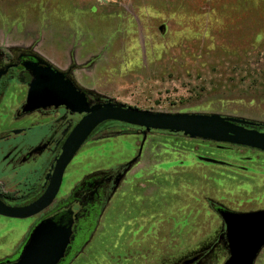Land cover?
<instances>
[{
  "label": "rangeland",
  "instance_id": "rangeland-1",
  "mask_svg": "<svg viewBox=\"0 0 264 264\" xmlns=\"http://www.w3.org/2000/svg\"><path fill=\"white\" fill-rule=\"evenodd\" d=\"M19 53L73 67L93 103L264 125L262 0H0V69ZM19 77L23 83L14 73L0 81V135L18 132L10 140L0 136V191L14 197L42 187L60 148L29 162L10 160L46 140L61 114L17 117L28 89L26 76ZM134 130L97 131L44 212L27 220L0 217V262L16 255L35 223L76 186L107 176L93 234L68 264H183L195 256V264H223L225 226L212 205L264 210V153ZM255 264H264V249Z\"/></svg>",
  "mask_w": 264,
  "mask_h": 264
},
{
  "label": "water",
  "instance_id": "water-1",
  "mask_svg": "<svg viewBox=\"0 0 264 264\" xmlns=\"http://www.w3.org/2000/svg\"><path fill=\"white\" fill-rule=\"evenodd\" d=\"M21 66L30 77V82L20 116L39 110L64 108L70 115L81 118L64 140L59 155L54 158L50 172L45 176L43 193L24 206L9 205L0 198L2 218L27 220L48 209L60 191L66 168L92 133L104 123L123 124L147 133L180 134L191 140L227 144L264 153V132L254 129L260 125L258 123L217 114L150 113L115 103L92 105L65 74L46 62L35 58L24 61ZM199 160L223 165L210 158ZM216 214L225 226L229 251V257L223 264H255L264 249V210L238 213L217 208ZM70 241V222L64 224L54 217L45 218L32 229L17 258L0 264H61ZM196 260L197 257L184 264H192Z\"/></svg>",
  "mask_w": 264,
  "mask_h": 264
},
{
  "label": "flooded vegetation",
  "instance_id": "flooded-vegetation-1",
  "mask_svg": "<svg viewBox=\"0 0 264 264\" xmlns=\"http://www.w3.org/2000/svg\"><path fill=\"white\" fill-rule=\"evenodd\" d=\"M35 58L39 59V60H42V61L46 62L47 64H49L50 66H52L45 59H42V58L37 57L35 55L19 53L17 55V57L15 59V62L13 64L6 65L5 67L0 69V81H1V79L3 77H6V76L10 75L11 73L12 74L14 73V76H16V78H18L20 83H23L24 81L19 76L20 75H25L26 78L28 79V83L27 84H29L30 77L24 71V69L21 66V64L24 61H26V60H34ZM72 69H74V68L72 67ZM63 74H65L69 78V76L66 73H63ZM80 91H82V90H80ZM82 92L84 93V91H82ZM85 95H86V97L88 99V102H90V104H92V105L98 104V103H105V102L93 103L91 101V97L89 96V94H85ZM21 108H22V106L20 107V109ZM20 109H19V112H20ZM39 111L40 112H47L49 114L56 113V112H61V114H59L58 117H56L55 119H53L51 121V123H50L51 126H52L51 132L48 135L47 139L44 140L43 142H41V144L39 143V145H37V147L31 149L29 152H26V154H23V155L21 153L16 155L18 150H16V151L14 150L15 154H13V156H11V158L13 157V159L10 158V160H12L13 163L15 161L17 163H23V162L29 161L30 159H33V157H35V156H41V155L45 154L46 152H48L50 150L49 148H52V146H54L56 148V147H58L60 145V148H61L64 140L66 139V137L70 133L71 129L75 126V124L81 118V116H77V115L72 116V115H70L67 111L64 110V108H59V109L51 108V109L39 110ZM39 111H36V112H39ZM19 112L17 113V117H21L19 115ZM33 113H35V112H33ZM22 116H25V115H22ZM108 126H110V125H108ZM119 126H127V125L119 124ZM127 127H130V126H127ZM131 128H133V127H131ZM135 129H137V128H135ZM99 130H97V131H99ZM97 131H94L92 133V135L89 137V139ZM15 135H16L15 131L10 130L9 133H7L6 135L5 134L3 135V133H2L0 136L4 140H9V139H12L13 136H15ZM43 147H44L43 151L40 152V150ZM60 148H59V152H60ZM52 165H53V163H52ZM52 165L50 166L49 171L45 174V176L50 172V169H51ZM45 176L43 178V185L39 189V191H41V194L43 193V191L45 189ZM109 189H110V181H109V178L107 176L101 178L97 182H94L92 180H87L85 182H82L81 184L76 186V188L73 190L71 196H69V198H67V200H65V202L55 206V208H53V210H51V212H49L46 216H44L39 221H37L35 223V225L31 228V230L29 231V233L27 234V236L25 238L27 239L29 237L30 232L32 231V229L41 220H43L45 218L54 217L56 220H61L62 223H64V224H68L70 222V226H71V241H70V244L67 247L66 256H65L64 260L61 263V264H68L73 259V257L79 253V251L82 249V247L91 238V235L93 234V231H94V229L96 227V222H97V219H98V217L100 215L104 199H105ZM0 195L3 196L4 194H2L1 191H0ZM3 201H5L9 205H13V206H15V203H18V201H14L12 203H9L6 200H3ZM212 208H213V210L216 213V209L219 208V207H216V206L212 205ZM96 213H97V216H96ZM81 240H82L81 248H80V250L77 253H75V250L79 246ZM25 242H26V240L20 246L19 252L22 249V247L25 244ZM19 252H17V254L15 256H13L11 259L10 258L9 259L11 261H14L17 258ZM195 257H197V260L195 262H193L192 264H195L198 261V259H199L198 258L199 256H195ZM195 257H193V258H195ZM193 258H190L188 260L183 261V264H184V262L189 261V260H191Z\"/></svg>",
  "mask_w": 264,
  "mask_h": 264
},
{
  "label": "trees",
  "instance_id": "trees-1",
  "mask_svg": "<svg viewBox=\"0 0 264 264\" xmlns=\"http://www.w3.org/2000/svg\"><path fill=\"white\" fill-rule=\"evenodd\" d=\"M262 4H264V0H262ZM248 7H249V4L246 5V7H244L247 9L246 10L247 12L249 9ZM111 124L112 125H115V124L119 125L118 123L109 122V123H105V124L99 126V128L97 130H99L103 127H106L108 125H111ZM254 129L259 131V132H264V125H259L257 128H254ZM97 130H95V131H97ZM158 133L170 134L168 132H158ZM171 135H179V134H171ZM40 195H41V191H39V190H37L35 192H31V193H29L23 197H14L13 193H6L2 196L3 197L2 199L8 201L9 203H12L14 201H18V203H15V206H24V205L30 204L33 201H35ZM96 216H97V213H96ZM81 245H82V240H81L79 246L77 247V249L75 250V253H77L80 250Z\"/></svg>",
  "mask_w": 264,
  "mask_h": 264
},
{
  "label": "crops",
  "instance_id": "crops-1",
  "mask_svg": "<svg viewBox=\"0 0 264 264\" xmlns=\"http://www.w3.org/2000/svg\"><path fill=\"white\" fill-rule=\"evenodd\" d=\"M51 64V63H50ZM56 70H58L59 72H62V73H66L67 75H70L71 76V78L80 86V90H82V91H84V92H86L87 94H90L88 91H87V85H86V83H85V81H84V79H82V75H81V73L80 72H77L75 69V71L72 69V68H67V67H65V66H63V65H58V64H56L55 62H53L52 64H51ZM85 84V85H84ZM23 88V87H22ZM23 90H24V97H23V101H25V99H26V94H27V90L28 89H26V88H23ZM92 95H94V93L92 94ZM116 104V103H115ZM119 105H121V104H119ZM124 106V105H123ZM121 127H127V126H121ZM127 128H131V127H127ZM132 129H135V128H132ZM11 130V129H10ZM9 131V130H8ZM136 133H140L139 132V130H137V129H135L134 130ZM147 133V132H146ZM10 140V139H9ZM41 156H43V155H41ZM34 159V158H33ZM32 159H30L29 161H31ZM29 161H27V162H29Z\"/></svg>",
  "mask_w": 264,
  "mask_h": 264
}]
</instances>
